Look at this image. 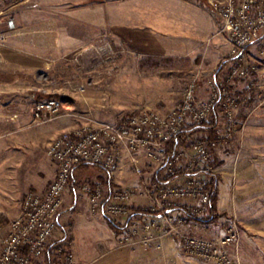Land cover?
<instances>
[{
	"label": "built area",
	"instance_id": "2783aa9c",
	"mask_svg": "<svg viewBox=\"0 0 264 264\" xmlns=\"http://www.w3.org/2000/svg\"><path fill=\"white\" fill-rule=\"evenodd\" d=\"M13 1L21 4L30 0ZM215 2L221 31L228 34L234 62L220 77L207 81L205 95L199 94L197 83L192 80L180 102L171 109L141 108L110 122L79 124L52 139L46 154L55 164L54 177L44 190L26 191L18 214L0 227V264H44V254L58 229L57 217L72 170L88 163L113 177L121 169L124 152L137 175L143 178V158L156 166L159 178L132 187L102 182L81 186L92 209L115 222L125 220L118 238L120 244L147 246L155 239L171 236L187 257L210 264H241L234 253L241 234L237 219L230 217L220 234L210 236L202 217L211 196L208 175L215 171L214 151L229 141L239 127L232 84L255 69L249 62L252 57L264 58V0ZM4 41L5 35L0 33V45ZM103 48L111 50L107 42ZM79 88L83 90L84 86ZM217 103L222 110L214 136L186 137L168 157L166 143L182 128L208 121ZM66 108L62 98L40 99L33 105V119H51ZM137 197L144 199L140 208L156 215L131 217L132 202ZM153 230L158 234L153 235ZM55 252L62 264H73L67 241L55 244Z\"/></svg>",
	"mask_w": 264,
	"mask_h": 264
},
{
	"label": "rangeland",
	"instance_id": "374dc122",
	"mask_svg": "<svg viewBox=\"0 0 264 264\" xmlns=\"http://www.w3.org/2000/svg\"><path fill=\"white\" fill-rule=\"evenodd\" d=\"M81 1L89 4L99 0ZM185 1L182 9H176L173 13L180 27H185L196 42L187 51H177L171 57L143 56L142 51L148 52L146 46H142L140 52L134 41L128 44L121 42L119 28H114L112 36L108 32H99L71 55L62 60L49 61L50 66L39 67L31 77L18 75L16 87L20 91L22 86L24 90L19 95L23 96L27 110L37 100L56 95L68 102L69 107L56 117L42 121L32 118L31 127L35 129L64 116L71 117L70 125L65 128L68 129L82 123L117 120L141 108L171 109L180 102L185 87L192 80L200 88L207 87L209 79L220 77L234 59L230 55L228 34L221 31L217 3L215 0ZM69 3L48 8L41 0L21 4L3 0L1 6L4 14L0 20H14L18 25H23L28 20L43 19L42 15L47 10L54 18L60 13L58 19H69L66 16L70 15L75 1L70 0ZM118 5L125 7L127 1ZM131 30L142 31V28L135 26ZM105 42L109 43L111 50L103 48ZM249 62L255 69L246 78L232 84V95L237 98L236 119L239 127L229 141L214 151L217 199L215 210L211 212L208 205L202 220L209 227L208 235L215 236L221 233L230 217H235L241 229L240 239L234 247L235 256L241 264H264V58L252 57ZM80 85L84 86L83 90L79 88ZM26 109L22 107L18 111ZM207 135V132L195 131L186 137ZM50 141L37 140L38 144L33 149L25 147L26 142L19 143L7 150V155L0 157V184L12 180L16 185L0 202L8 211H17L25 192L37 190L35 182H44L48 178L47 173L54 167V162L46 154ZM147 164H144V171L148 175L140 179L138 185L154 179L157 168L148 167ZM73 171L74 177L66 192L72 198L73 190H77V196H84L81 186L87 182L106 183L110 178L112 184L119 185L97 165L89 164ZM142 206L143 203L132 202L134 208ZM210 213H213L212 218L207 220ZM8 220L0 216V227H4ZM123 223L125 220L120 222ZM86 225L92 226L89 222ZM47 251L50 256H56L53 264H62L57 260L53 240ZM44 255L45 259L47 252Z\"/></svg>",
	"mask_w": 264,
	"mask_h": 264
},
{
	"label": "crops",
	"instance_id": "0c3cea01",
	"mask_svg": "<svg viewBox=\"0 0 264 264\" xmlns=\"http://www.w3.org/2000/svg\"><path fill=\"white\" fill-rule=\"evenodd\" d=\"M41 1L48 8L70 4V0H57L59 2L56 3L55 0ZM74 1L75 5L69 13L72 18L66 16L69 19H58L60 13L54 18L47 10L42 15L43 19L28 20L23 25H18L14 20H0V33L5 35V41L0 45V157L23 142L27 144L25 147L33 149L38 144L37 140H52L70 125L71 117L64 116L33 129L30 125L33 107L27 110L23 96L19 95L24 90L22 86L20 91L16 87L18 75L31 77L34 72H38L39 67L50 66L49 61L62 60L71 55L99 32H108L112 36L114 28H119L121 42L128 44L134 41L140 52L142 46H146L148 52L142 51L143 56L171 57L177 51L191 49L192 44L196 43L190 32L180 27L173 13L176 9H182L185 0H99L89 4L81 0ZM126 1L127 6L118 5ZM2 14L3 7L0 6V17ZM135 26L142 28V31L131 30ZM157 49L159 52H155ZM198 91L200 95H205L206 87H200ZM22 107L26 110L18 111ZM23 132L29 133L22 135ZM146 163L141 158L143 177L148 175L144 171ZM53 165L44 182H35L38 191L44 190L48 180L53 179L56 170ZM147 165L149 167L151 164ZM155 171L154 178H159V172L157 169ZM140 179L142 177L133 171L128 154L124 152L121 169L112 180L120 186L132 187L137 186ZM13 183L11 180L10 183L0 184V202L16 188ZM21 184L23 189V182ZM29 184L32 185L31 182ZM66 192L57 217L58 229L53 242H68L73 264H207L183 255L177 239L171 236L155 239L147 246L120 244L118 238L122 231H115L101 211L92 209L83 192L84 196L81 197L77 196V190H73V198ZM133 201L143 203L144 199L137 197ZM20 205L21 202L18 209ZM18 209L11 212L0 204V216L10 220L19 212ZM88 222L92 226H87ZM151 233L157 235L158 231L153 230Z\"/></svg>",
	"mask_w": 264,
	"mask_h": 264
},
{
	"label": "trees",
	"instance_id": "16d2710c",
	"mask_svg": "<svg viewBox=\"0 0 264 264\" xmlns=\"http://www.w3.org/2000/svg\"><path fill=\"white\" fill-rule=\"evenodd\" d=\"M56 97H60L63 98L61 96L56 95ZM64 99V98H63ZM221 105L219 103H217L211 110L210 116L208 118V121L198 124V125H188L187 127H184L180 130V132L174 136L172 139H170L167 143H166V148H167V156L170 157L173 152L176 150L177 147H179L183 142L184 139L186 138L187 134L189 133H193L195 131H204L207 132L208 138H211L214 136V131H215V127H216V123L218 120V112L221 111ZM89 165L88 163H82L77 165L75 168H83L85 166ZM214 165V163H213ZM210 180H209V184H211L210 188H211V196H210V200H209V207L211 209V212L213 210H215V202H216V197H217V176H215L214 173L210 174ZM72 179V177L70 178V180ZM110 179V178H109ZM107 180L106 183H108L109 185H112L110 180ZM158 177L155 176L154 180H157ZM156 215V213H152L150 210L148 209H143L140 207H135L133 209V213L131 217H146V216H153ZM213 213H210V216L207 218V220L212 218ZM107 222L108 224L117 232L122 231L125 228V225H122L118 222H115L112 219L107 218ZM46 254V253H45ZM56 258V256H50L49 251H47V255L46 258L44 259L46 264H53L54 263V259ZM53 261V262H52Z\"/></svg>",
	"mask_w": 264,
	"mask_h": 264
},
{
	"label": "bare ground",
	"instance_id": "6f19581e",
	"mask_svg": "<svg viewBox=\"0 0 264 264\" xmlns=\"http://www.w3.org/2000/svg\"><path fill=\"white\" fill-rule=\"evenodd\" d=\"M45 256V255H44Z\"/></svg>",
	"mask_w": 264,
	"mask_h": 264
}]
</instances>
